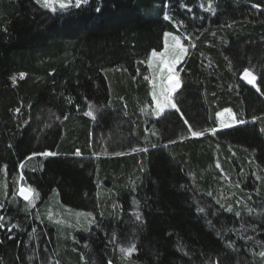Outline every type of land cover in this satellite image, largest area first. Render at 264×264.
I'll use <instances>...</instances> for the list:
<instances>
[{
    "label": "trees",
    "instance_id": "16d2710c",
    "mask_svg": "<svg viewBox=\"0 0 264 264\" xmlns=\"http://www.w3.org/2000/svg\"><path fill=\"white\" fill-rule=\"evenodd\" d=\"M165 32L188 52L155 116ZM0 204V264H264V0H0Z\"/></svg>",
    "mask_w": 264,
    "mask_h": 264
},
{
    "label": "snow or ice",
    "instance_id": "6c2138e0",
    "mask_svg": "<svg viewBox=\"0 0 264 264\" xmlns=\"http://www.w3.org/2000/svg\"><path fill=\"white\" fill-rule=\"evenodd\" d=\"M37 3H42V7L49 9L52 13H57V7H55V4H58L59 12L60 14H65L70 9L75 8L79 9L82 5H88L90 0H36ZM254 8H258L259 5H253ZM97 12L100 11V7H97L95 9ZM190 10V9H189ZM205 11L214 12V9L211 5ZM165 19H168L166 16ZM172 40L174 43L169 46L167 40L164 44V50L163 51H156L153 50L151 52V58L152 61L149 63L150 68H154V74L153 78L151 80L152 83V101L155 104V114L157 116H160L161 113L165 111L166 108L175 109L177 112H179V108L177 107V104L173 101V94L176 93V91L181 87V80L177 74L176 66L181 63L183 58L186 56L188 49L185 47V45L181 42V38L179 36H173ZM145 79H149L148 77H145ZM242 79L247 82V84L256 86L257 76L253 74V72L245 68L243 71ZM159 81V83L157 82ZM257 91H259V88H257ZM18 111V110H17ZM88 116H93V112L90 110L87 113H85ZM227 114L228 117H230V120L224 119L225 115ZM217 117L220 119V125L221 127L227 128L231 127L234 124H243L245 121L243 120H237L234 113H232L231 109H224L221 112H218ZM93 118H95L93 116ZM255 117L253 118V122L255 121ZM187 123V121H185ZM189 130H191L189 128ZM191 135L193 137H200L204 135L202 131H191ZM143 151H147V149H142ZM44 156H50L53 155L51 152H44L42 153ZM76 155H80L79 150H77ZM21 168H23V164L20 165ZM217 167H220L218 164ZM22 178V177H21ZM35 190L32 188H25L20 187L19 189V195L22 197L24 201H28L31 203L30 196ZM38 195V193H37ZM3 205L0 204V208H2ZM200 211H203V209H200ZM227 211H232V209L229 207ZM251 209H249V212L251 213ZM236 216L239 217L240 213L237 212ZM137 219H140L139 215L136 217ZM5 218L3 216H0V221H3ZM4 224L0 223V229L4 228ZM15 227V226H13ZM11 231V229H9ZM133 246L132 248H129L125 250L129 255L134 250ZM260 255L264 257V252H261Z\"/></svg>",
    "mask_w": 264,
    "mask_h": 264
},
{
    "label": "rangeland",
    "instance_id": "374dc122",
    "mask_svg": "<svg viewBox=\"0 0 264 264\" xmlns=\"http://www.w3.org/2000/svg\"><path fill=\"white\" fill-rule=\"evenodd\" d=\"M39 5L42 7V3H39ZM55 7H57V10L59 9V7H58V4H55L54 5ZM43 8V7H42ZM43 9H46V8H43ZM46 10H48V11H50L49 9H46ZM166 17V16H165ZM173 36H178V34H175V33H171V32H165V34H164V39H163V47H162V49L161 50H159V51H163L164 50V44H165V41L167 40V42H168V44H169V46H171L173 43H174V41L172 40V37ZM181 42H182V40H181ZM158 51V52H159ZM148 59H149V62H151L152 61V58H151V53H150V55H149V57H148ZM182 62V61H181ZM180 64H178L177 66H176V71H177V74H178V76H179V69H178V66H179ZM151 70H152V72L154 73V68H151ZM254 74V73H253ZM242 75H243V73L241 74V79H242ZM255 75V74H254ZM152 80V79H151ZM243 80V79H242ZM245 81V80H244ZM158 83H159V81H157ZM152 88H151V90H150V99H151V113L152 114H154L155 116H157L156 114H155V104H154V102L152 101V96H151V93H152ZM173 101H174V94H173ZM171 108H166L165 109V111L166 110H170ZM225 109H229V108H225ZM224 110V109H223ZM223 110H221V111H223ZM220 111V112H221ZM162 114V113H161ZM160 114V115H161ZM220 119L221 118H219V117H217V122H218V128H224V127H221V125H220ZM224 119H228V120H230V117H228L227 116V114L225 115V117H224ZM234 125H236V124H234ZM233 125V126H234ZM20 187H25V188H32V189H34L31 185H23L22 184V180H18V183H17V186H16V195L18 196V197H20L21 199H22V197L19 195V189H20ZM23 200V199H22ZM30 200H31V203H29L28 201H25L26 202V204L29 206V207H31V206H34L35 205V203H37L38 202V195H37V193H36V191H34L32 194H31V196H30ZM77 217H79V215L77 216ZM61 223H63V222H61Z\"/></svg>",
    "mask_w": 264,
    "mask_h": 264
}]
</instances>
